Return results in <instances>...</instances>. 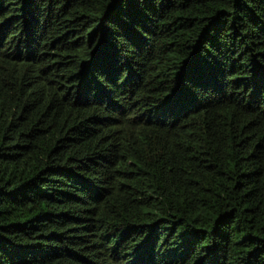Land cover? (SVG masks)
I'll return each instance as SVG.
<instances>
[{"label":"trees","instance_id":"1","mask_svg":"<svg viewBox=\"0 0 264 264\" xmlns=\"http://www.w3.org/2000/svg\"><path fill=\"white\" fill-rule=\"evenodd\" d=\"M0 264H264V0H0Z\"/></svg>","mask_w":264,"mask_h":264}]
</instances>
